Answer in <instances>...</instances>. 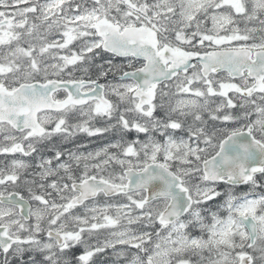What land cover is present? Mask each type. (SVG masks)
Returning a JSON list of instances; mask_svg holds the SVG:
<instances>
[{
	"label": "snow or ice",
	"instance_id": "snow-or-ice-1",
	"mask_svg": "<svg viewBox=\"0 0 264 264\" xmlns=\"http://www.w3.org/2000/svg\"><path fill=\"white\" fill-rule=\"evenodd\" d=\"M0 264H264V0H0Z\"/></svg>",
	"mask_w": 264,
	"mask_h": 264
},
{
	"label": "flooded vegetation",
	"instance_id": "flooded-vegetation-1",
	"mask_svg": "<svg viewBox=\"0 0 264 264\" xmlns=\"http://www.w3.org/2000/svg\"><path fill=\"white\" fill-rule=\"evenodd\" d=\"M92 143H93V144H96V143H98V141H93Z\"/></svg>",
	"mask_w": 264,
	"mask_h": 264
}]
</instances>
